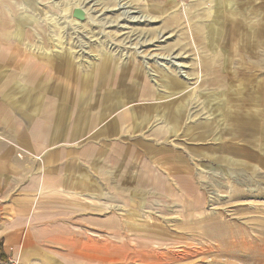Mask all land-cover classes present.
Segmentation results:
<instances>
[{
    "label": "rangeland",
    "instance_id": "374dc122",
    "mask_svg": "<svg viewBox=\"0 0 264 264\" xmlns=\"http://www.w3.org/2000/svg\"><path fill=\"white\" fill-rule=\"evenodd\" d=\"M75 3L91 9L89 19L74 22ZM0 12L38 19L24 28L34 42L18 46L14 23L3 49L41 47L55 57L63 38L83 83L97 82L102 64L115 76L126 64L141 66L163 98L192 101L196 124H230L264 86V0H0ZM196 158L190 170H173L171 186L109 188L108 200L81 211L83 234L49 236L32 253L3 247L2 232L19 220L0 192V264H264V169L227 171Z\"/></svg>",
    "mask_w": 264,
    "mask_h": 264
},
{
    "label": "crops",
    "instance_id": "0c3cea01",
    "mask_svg": "<svg viewBox=\"0 0 264 264\" xmlns=\"http://www.w3.org/2000/svg\"><path fill=\"white\" fill-rule=\"evenodd\" d=\"M37 21L0 12V192L19 220L2 232L5 249L32 253L50 237L83 234L75 223L83 221L81 211L108 200L109 188L171 186L173 170H190L196 157L227 171L264 169L263 85L230 124H196L192 101L163 98L141 66L126 64L115 76L102 64L97 82L83 83L63 38L55 57L41 47L3 49L12 40L3 32L14 23L18 46L26 37L34 42L24 28ZM31 56L43 64L21 61ZM67 75L77 82H64Z\"/></svg>",
    "mask_w": 264,
    "mask_h": 264
},
{
    "label": "bare ground",
    "instance_id": "6f19581e",
    "mask_svg": "<svg viewBox=\"0 0 264 264\" xmlns=\"http://www.w3.org/2000/svg\"><path fill=\"white\" fill-rule=\"evenodd\" d=\"M83 4H84V2H83ZM76 5H79V6H76ZM74 6H76L73 10H72V16H73V11L76 9V8H78V9H81V10H83V12H84V14H85V18L87 17L88 19H89V12H90V8H87V7H83V5L81 4V3H75V4H73V7ZM94 6V5H93ZM70 9V8H69ZM75 20H77V21H79V22H82V21H80L79 19H77V18H75L74 17V22H77V21H75ZM78 23V22H77ZM160 34V33H159ZM170 59H172V61H170V63L172 64V66H175L177 69H179L181 72H182V69L184 68V65H183V63H181V62H179V61H177V58L176 57H171ZM165 64H163V66H164ZM167 65V64H166Z\"/></svg>",
    "mask_w": 264,
    "mask_h": 264
},
{
    "label": "water",
    "instance_id": "95a60500",
    "mask_svg": "<svg viewBox=\"0 0 264 264\" xmlns=\"http://www.w3.org/2000/svg\"><path fill=\"white\" fill-rule=\"evenodd\" d=\"M73 16H74L75 18L79 19L80 21H84V20L86 19L83 10L78 9V8H76V9L73 11Z\"/></svg>",
    "mask_w": 264,
    "mask_h": 264
},
{
    "label": "built area",
    "instance_id": "2783aa9c",
    "mask_svg": "<svg viewBox=\"0 0 264 264\" xmlns=\"http://www.w3.org/2000/svg\"><path fill=\"white\" fill-rule=\"evenodd\" d=\"M175 1L180 2L182 5H186V4L192 3L196 0H175Z\"/></svg>",
    "mask_w": 264,
    "mask_h": 264
},
{
    "label": "trees",
    "instance_id": "16d2710c",
    "mask_svg": "<svg viewBox=\"0 0 264 264\" xmlns=\"http://www.w3.org/2000/svg\"><path fill=\"white\" fill-rule=\"evenodd\" d=\"M1 246H2V244H1ZM0 258H2V256H0Z\"/></svg>",
    "mask_w": 264,
    "mask_h": 264
}]
</instances>
